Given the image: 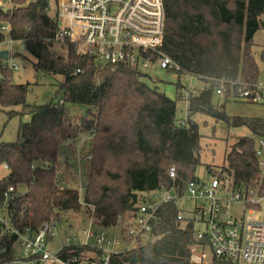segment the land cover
<instances>
[{
    "label": "trees",
    "instance_id": "16d2710c",
    "mask_svg": "<svg viewBox=\"0 0 264 264\" xmlns=\"http://www.w3.org/2000/svg\"><path fill=\"white\" fill-rule=\"evenodd\" d=\"M51 1L0 0L11 4L8 9L0 6V26L9 24L10 39L24 44L35 57L38 75L60 78L44 103L29 102L30 84H15L14 69L0 58V104L10 108L9 117L31 115L20 126L21 140L0 142V165L6 164L9 170L0 179V204L7 205V217L19 233L35 236L44 223L54 229L64 221L65 212L80 210L81 196L70 184L75 176L67 157L84 133L91 137L88 153L92 157L84 174L83 201L103 229L122 225L143 193L171 187L172 166L179 193L197 177L203 135L193 119L196 113L233 126L246 125L256 136L235 143L226 153V166L207 165L211 176L232 177L236 187L258 179L256 145L257 138L264 136V118L231 116L227 96L223 103H216V92L202 89L189 99L188 116L181 124L177 101L151 86L147 82L151 77L139 68L97 66L70 42L63 43L65 54L56 52L58 24L49 12ZM165 8L163 50L179 64V73L260 79L263 72L253 47L255 33L264 29V0H165ZM4 40L5 32L0 30V43ZM260 57L264 65V47ZM66 103L87 107L88 113L74 121L66 115ZM18 106L22 109H12ZM11 186L14 190L6 199ZM22 186L27 187L26 193L20 191ZM18 192L21 196H16ZM178 213L175 202L166 204L156 229L165 236L115 256L114 263L194 264L190 245L198 242L195 223L179 220ZM2 230L0 225V262L23 259L14 249L17 234L1 236ZM60 254L64 259L81 255L99 259L102 252L78 245L65 247Z\"/></svg>",
    "mask_w": 264,
    "mask_h": 264
},
{
    "label": "built area",
    "instance_id": "2783aa9c",
    "mask_svg": "<svg viewBox=\"0 0 264 264\" xmlns=\"http://www.w3.org/2000/svg\"><path fill=\"white\" fill-rule=\"evenodd\" d=\"M0 6L8 9L9 5L0 2ZM56 19L55 42L73 43L80 54L97 66L129 64L151 76L153 67L181 70L163 50L165 0H62ZM0 30L8 33L9 24L1 25ZM200 79L204 89H213L218 96L264 105V73L257 82L229 77ZM256 155L259 177L242 187H236L232 177L211 176L209 180L196 177L179 193L176 167L172 166V186L143 193L136 209L124 219L120 238H110L107 229L97 226L95 218L90 216L87 225L71 226L80 233L67 237L66 244L56 251L47 247L48 236H54L48 223L35 236L21 234L7 217V205L0 204L1 236L17 234L14 249L17 251L19 246L21 253H17L23 257L0 264H115V256L153 244L165 236L157 234L156 229L162 219L161 209L170 202L179 207V220L195 223L198 242L190 245L192 263L264 264V136L257 138ZM91 157V154L84 156L88 160ZM4 167L8 168L6 164ZM13 190L11 186L5 193L6 199ZM91 209L94 210L93 205ZM199 224L204 229H198ZM78 245L91 246L102 254L99 259L95 255L64 259L60 254L63 248ZM5 250L4 247L2 251Z\"/></svg>",
    "mask_w": 264,
    "mask_h": 264
},
{
    "label": "rangeland",
    "instance_id": "374dc122",
    "mask_svg": "<svg viewBox=\"0 0 264 264\" xmlns=\"http://www.w3.org/2000/svg\"><path fill=\"white\" fill-rule=\"evenodd\" d=\"M62 0H52L50 3V14L57 17L59 5ZM254 47L253 50L256 53V58L260 63L262 72L264 73V65L262 63L260 54L264 47V29L258 30L254 35ZM20 49L19 52L11 51V56L16 58H10V64H16L17 68L14 69L13 82L15 84H30L31 92L28 97L29 102L44 103L47 98L51 97L55 91V85L60 78H54L51 76L38 75L33 67V63L36 61L35 57L27 51L24 44H14L8 33L5 32V40L0 43V49ZM54 49L56 52L65 54V47L60 42H55ZM28 58V59H27ZM151 75L147 74L151 78H147V82L156 87L159 91L164 92L167 96L177 101V118L178 120L186 119L188 114V102L189 90L198 94L199 90L204 89L203 81L194 75L169 71L159 67H153ZM218 96V95H217ZM224 102L225 98H222ZM214 102H219L216 96L213 97ZM227 113L231 116H243V117H260L264 118V105L246 103L234 98L227 99L226 102ZM12 109L21 110L22 107H14ZM8 110L10 108H3L0 104V142H14L21 138L19 137L20 126L30 121V114H16L9 117ZM66 115L74 121H79L80 117L86 112L87 107L82 105L66 103L65 104ZM193 119L198 122L200 126V132L203 135L201 139L202 151H201V164L196 168V176L209 180L211 174L207 171V165L224 167L228 164L226 160V153L231 147L237 143L243 137H253L255 134L246 125L233 126L225 121H217L215 118L207 116L203 113H196L193 115ZM90 135L84 133L75 144L74 149L67 157L69 164L72 165L74 176L71 180V185L77 188L81 195V208L77 212H65L64 221L62 224L57 225L53 229L54 236L48 240V249L56 251L60 246L66 244V238L79 234L80 231H76L71 228L72 225L84 226L89 221V213L87 212L88 205L84 204V192H85V171L90 164L85 155H90L89 140ZM85 147V148H83ZM70 151V150H69ZM68 151V153H69ZM9 174V170L0 165V179L6 177ZM83 187V188H82ZM82 188V189H81ZM20 191L27 192V187L22 186ZM186 205H190L186 203ZM127 216L124 219H127ZM121 227L123 225L112 227L107 230V234L110 238H120ZM198 229H204V226L199 224ZM18 252L21 253L19 246H16ZM17 251H15L17 253Z\"/></svg>",
    "mask_w": 264,
    "mask_h": 264
},
{
    "label": "crops",
    "instance_id": "0c3cea01",
    "mask_svg": "<svg viewBox=\"0 0 264 264\" xmlns=\"http://www.w3.org/2000/svg\"><path fill=\"white\" fill-rule=\"evenodd\" d=\"M9 6H8V8L10 7V3H8V2H6ZM12 41V40H11ZM14 44H19V43H21V42H18V41H12ZM22 44V43H21ZM16 50H18L19 52H21L22 53V51L20 50V49H12V50H10V49H0V58H1V56L3 57V55L4 54H7V56L6 57H3L2 59H4L6 62H9V60H10V58H16V56H11L10 55V52L12 51H16ZM28 59V58H27ZM13 65H15L16 66V64H13ZM16 68H17V66H16ZM197 93L195 92H192V91H190L189 90V96H188V98H187V102H188V108H189V99L191 98V97H193V96H195ZM217 98H218V101H219V103H221L222 101H223V99L222 98H224V97H221V96H216ZM229 99V98H228ZM188 108H187V110H188ZM187 116H188V114H187ZM187 119V118H186ZM186 119H181L180 120V123L181 124H183V123H185V121H186ZM3 167H4V165H3ZM5 168V167H4ZM8 169V168H7ZM208 171V170H207ZM108 230V229H107Z\"/></svg>",
    "mask_w": 264,
    "mask_h": 264
},
{
    "label": "water",
    "instance_id": "95a60500",
    "mask_svg": "<svg viewBox=\"0 0 264 264\" xmlns=\"http://www.w3.org/2000/svg\"><path fill=\"white\" fill-rule=\"evenodd\" d=\"M7 56V54H4L3 55V57H6ZM2 56H1V58H3ZM16 196H21V192H18L17 194H16Z\"/></svg>",
    "mask_w": 264,
    "mask_h": 264
}]
</instances>
